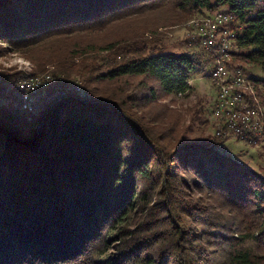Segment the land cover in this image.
Instances as JSON below:
<instances>
[{"label": "trees", "instance_id": "16d2710c", "mask_svg": "<svg viewBox=\"0 0 264 264\" xmlns=\"http://www.w3.org/2000/svg\"><path fill=\"white\" fill-rule=\"evenodd\" d=\"M221 9L238 64L264 72V0H0V58L57 78L28 112L22 73L0 72V264H264V175L222 152L202 107L186 125L159 103L210 62L159 29Z\"/></svg>", "mask_w": 264, "mask_h": 264}, {"label": "rangeland", "instance_id": "374dc122", "mask_svg": "<svg viewBox=\"0 0 264 264\" xmlns=\"http://www.w3.org/2000/svg\"><path fill=\"white\" fill-rule=\"evenodd\" d=\"M195 22L202 23L203 17H194L191 20L181 22L175 26L163 27L159 29V32L162 35L161 40L165 44L167 51L188 54L204 53L205 56L207 55L206 57L208 59L211 58L209 54L205 50L201 49V46L198 45V36H201L200 34L202 33L200 31L201 27L194 28L193 24H195ZM193 41H195V44H190V42ZM210 62L207 65L208 68L213 63V61L211 60ZM235 62L238 63L237 60H235ZM244 68L250 74V80H252V78L254 79L252 83L254 84L258 94H254L252 83H237V90L247 92L250 96L256 97V100L253 101L254 108H260L261 110L259 109V112H262L264 110V83L261 81H264V72L260 68H251L250 66H245ZM11 69L14 70L9 71ZM1 71H8L10 73H22V76L19 79L18 83L21 80L28 78L39 77V80H46L51 76L53 77V81L49 85L50 87L57 80L54 73V67H49L48 70L43 74L35 75L36 66L31 61L18 54H12L8 57L0 58V72ZM79 78L80 77L78 76H73L72 82L75 83L74 85L76 91L80 93V95L84 96V93L86 92V90H88V88L84 84L82 85V79ZM255 80H259V82L255 83ZM189 84L190 91L185 96L179 98L171 97L170 99L165 100L164 102L160 101L159 103L162 102L161 104L168 106L170 109H176L181 114H185L187 118V121L185 122L186 125L191 122L190 118L193 114V112L191 111H197L198 108L202 107L205 110L204 114H208V119L211 123L205 127L206 134L216 135L219 139H223L222 136L218 134V128L214 127H222V124L223 126H227L229 125L228 123L230 121H228L227 116H223L222 118H220L213 117L212 115V99L216 96V90L210 78L204 73L198 74L194 76ZM77 86H80L81 90H78ZM49 87H47L46 89H48ZM46 89L40 90L37 93ZM89 91L92 93L95 92V94L97 95L110 92H113V94H117L119 88L118 85H114L113 83L103 85L93 84L91 85V87H89ZM37 93L33 94L31 97V102L27 103L29 104L26 106V108L29 109L28 112L34 111V103L35 107H38V105H40V94L35 97ZM23 107L25 108V104L22 105V108ZM223 140L225 141L221 150L225 155L238 160L248 168L264 175V138H257V143L255 145L249 144L244 141H239L237 139V134H232V137L231 134H228V138Z\"/></svg>", "mask_w": 264, "mask_h": 264}, {"label": "built area", "instance_id": "2783aa9c", "mask_svg": "<svg viewBox=\"0 0 264 264\" xmlns=\"http://www.w3.org/2000/svg\"><path fill=\"white\" fill-rule=\"evenodd\" d=\"M193 26L206 28V36H198V45L213 61L203 72L208 75L216 90V96L212 99V115L220 118L230 116L229 125L214 128H218V134L223 139H227L228 134H237L239 141L254 145L257 138H264V129H261L258 122L252 96H246L244 91H237V83H252V80L246 69L235 62L239 49L238 26L234 16L227 10H219L203 17V23L195 22ZM190 44H195V41ZM50 83L51 79L29 78L26 82L27 94L40 87H49ZM252 86L254 94H258L253 83ZM77 88L81 90L80 86ZM22 104H25L26 110V105H29L27 95L22 98Z\"/></svg>", "mask_w": 264, "mask_h": 264}, {"label": "bare ground", "instance_id": "6f19581e", "mask_svg": "<svg viewBox=\"0 0 264 264\" xmlns=\"http://www.w3.org/2000/svg\"><path fill=\"white\" fill-rule=\"evenodd\" d=\"M200 21V20H199ZM203 23V22H202ZM200 31L202 34H200L201 36H206V28L204 27H201L200 28ZM50 76V75H48ZM29 79V78H28ZM51 79V82L53 81V77H48V79L46 80H49ZM26 82H27V79H23L21 80L19 83H18V89L20 90L21 94H22V97H24L25 95H27V103H30L31 102V97L33 94L37 93L38 91L40 90H43V89H46L47 87H40L39 90H35V91H32L30 92L29 94H27V85H26ZM51 84V83H50ZM49 84V85H50ZM246 88V87H245ZM237 91H241V90H237ZM246 96H250L249 93L247 92H244ZM256 100V97L252 96V101ZM261 107V106H260ZM256 108V107H255ZM257 109V113H258V122H260V127L261 128H264V110L262 112H259V109L260 108H256ZM261 110V109H260ZM225 117V116H224ZM228 117V121H230V116H227ZM222 118V117H221ZM222 121V120H221ZM227 123V121H226ZM230 123V122H229ZM228 123V124H229ZM226 125V124H225ZM221 126V125H219ZM223 126V124H222ZM231 137H232V134H231ZM230 138V137H229ZM259 139V138H258ZM261 140V139H260ZM256 143H254L255 145Z\"/></svg>", "mask_w": 264, "mask_h": 264}]
</instances>
